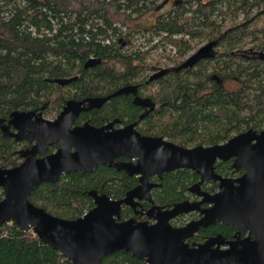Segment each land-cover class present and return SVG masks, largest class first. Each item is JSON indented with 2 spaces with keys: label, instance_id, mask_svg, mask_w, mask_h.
Masks as SVG:
<instances>
[{
  "label": "trees",
  "instance_id": "1",
  "mask_svg": "<svg viewBox=\"0 0 264 264\" xmlns=\"http://www.w3.org/2000/svg\"><path fill=\"white\" fill-rule=\"evenodd\" d=\"M170 1L7 0L9 13L0 16V114L37 108L56 116L70 99L107 96L134 85L138 95L155 104L139 122L143 134L192 146L218 144L249 127L264 129V0H173L171 9L162 11ZM153 10L161 13L152 31L217 42V55L187 69L184 60H177L165 75L149 81L144 51L132 45L134 32L127 25L138 31L139 20ZM176 43L183 54L192 47L183 38ZM250 47L256 52L243 54ZM214 73L240 86L226 91L212 80ZM133 98L112 97L81 119L96 125L115 118L136 121L143 109ZM15 149V141L0 130V167L19 162ZM222 171L232 173V168ZM120 173L109 165L73 171L56 183L41 184L29 199L56 216L77 219L95 205L91 190L122 199L137 183ZM196 177L190 169L166 174L153 193L156 201L171 206L182 200ZM129 213L126 209L123 217ZM143 263L130 252L116 251L101 264ZM0 264L74 263L13 221L0 226Z\"/></svg>",
  "mask_w": 264,
  "mask_h": 264
},
{
  "label": "water",
  "instance_id": "2",
  "mask_svg": "<svg viewBox=\"0 0 264 264\" xmlns=\"http://www.w3.org/2000/svg\"><path fill=\"white\" fill-rule=\"evenodd\" d=\"M264 55V54H263ZM213 56V47L205 45L190 56L183 67L194 66L202 59ZM96 62V61H94ZM92 65V61L86 67ZM168 72L163 68L150 76L155 80ZM135 94L134 103L147 107L140 116L143 119L153 103L137 96L138 87L124 86L107 96L70 99L55 120L45 119L36 111L13 112L10 124L18 132H9L17 140H37L38 144L24 154L25 161L12 168H0V187L4 197L0 200V226L16 222L26 231L33 230L41 240L61 252L74 264H101L105 256L124 250L145 260V264H264V130L249 129L225 143L198 145L187 148L165 140L163 137L146 136L137 129V122L116 129L120 119L96 127L86 123L70 129L82 111L102 107L112 97ZM59 144L57 151L46 154L49 143ZM40 153L43 156L37 157ZM127 156L132 161H120ZM236 157L234 167L245 173L237 178L215 173L217 159ZM133 159H137L134 162ZM99 165L126 170L130 175H140V184L128 191L122 199H113L106 193L93 189L89 195L95 206L77 219H65L35 205L29 197L42 183H56L62 174L72 171L92 172ZM190 168L201 174L204 180L220 182V191L214 195L200 193V202L183 201L163 210L154 205L148 213L158 219L155 224L121 220L124 205L135 207L138 200L153 202L151 189L155 184L148 181L153 174L176 169ZM203 202L213 205L203 211L199 221L175 228L170 220L180 214L200 209ZM217 220L237 224L241 232L249 236L229 241L228 250L214 249L219 243L211 239L191 247L186 239L200 226Z\"/></svg>",
  "mask_w": 264,
  "mask_h": 264
},
{
  "label": "flooded vegetation",
  "instance_id": "3",
  "mask_svg": "<svg viewBox=\"0 0 264 264\" xmlns=\"http://www.w3.org/2000/svg\"><path fill=\"white\" fill-rule=\"evenodd\" d=\"M0 2L3 5L0 8V16L2 14L9 13L8 10H7V8H6V4L8 5L9 2H7V0H1ZM13 2H14V0H13ZM19 2L21 3L22 0H17V3H19ZM205 45H211L213 47V56L211 58H214L217 55V52H218V43L217 42H207L206 44L202 45L200 48H202ZM199 49H197L195 51V53ZM255 52L256 51H253L251 49V47H250V48L246 49V53H243V54H245V55H252V53H255ZM262 53L264 54V52H262ZM263 57H264V55H263ZM188 58H186L184 60V62ZM207 59H209V58H207ZM198 63H196V64H198ZM194 66H192V67H194ZM173 67L174 66H172L170 68H173ZM182 67H183V65H182ZM192 67H188V68H192ZM166 69H168V71H169V67H167ZM185 69H187V68H185ZM212 80L215 81L216 84H218L220 87H222L226 91L235 90V89H237L240 86V83L236 79L222 77V76H220L217 73H214L212 75ZM231 84H236V87L235 88L234 87L233 88H230L231 87ZM130 94H132V93H130ZM137 96L142 97V96L138 95V93H137ZM133 97H134L133 98V102H134V99H135L136 95L133 94ZM142 98H146V99L150 100L151 103H153L150 98H147V97H142ZM76 100H78V99H76ZM80 100H82V99H80ZM153 106L155 108V104L154 103H153ZM140 107H142V109H143L142 114L146 111V109H148L147 107H143V106H140ZM93 109H99V108H93ZM93 109H91V110H93ZM91 110H88V111H91ZM152 110H154V109H152ZM152 110H150L148 112V114ZM16 111H19V112H23V111H25V112H28V111H36L37 114L38 113H41L42 116L45 119H47V120H55L58 117V115L61 113V111H60V113H58L56 116H48V115H45L43 111H41V110H39L37 108H35V109L34 108H30V109L14 108V109L10 110L9 112H7V114H0V130L2 131V134L5 137L12 138L15 141V148L16 149L14 150V152H16V155H17L18 160H19V162L17 164L5 166V167H0V168H12V167H15V166L20 165L23 161H25V158L26 157L24 156V154H28L29 155L30 151L35 147V145L38 144V141L37 140H33V141H31L29 139L17 140L16 137L13 136V135H5L4 134L3 127H6V126H9V128H10L9 129V132H11V133L18 132V129L15 127V125L14 124H10V120L12 119V114H13V112H16ZM88 111H82L79 114V116L74 120V122H73L72 126L70 127V129H73L75 127H81V126L85 125L86 123H90V124H92V125H94L96 127H100V126H103V125H106V124L110 123L111 121H113L115 119H120V118H115V119H113L111 121H108V122H105L103 124L96 125V124L91 123L88 120H82L81 119V116L85 112H88ZM140 116H139V119L138 120L132 121V122H128V123H124L120 119V121L115 124L114 128H116V129L124 128L128 124H131L133 122H137L136 129L141 134H143L138 129L139 122L142 120V119H140ZM249 129H254V130L258 131V132H261V131L264 130V129H256L254 127H249L247 129H244L242 131H239V132L235 133L232 137H234V136H236V135H238L240 133L246 132ZM143 135L152 136V135H147V134H143ZM155 137H163L167 141L173 142V143H175L177 145H180V146H184V145L179 144L176 140H173L169 136H155ZM232 137L226 139L225 141H222L221 143L227 142ZM221 143H218V144H221ZM200 145H203V144H200ZM195 146H198V145L184 146V147L193 148ZM205 146H209V145H205ZM58 148H59V144H57L56 142L49 143L48 146H47V150H46L47 152H46V154H51V153L57 151ZM36 156L39 158V157H42L43 155L40 154V153H38ZM119 160L120 161H125V162L132 161V159L129 158V157H127V156H121V157H119ZM133 160H134V162L137 161V159H133ZM235 160H236V157L235 156L230 157L227 160L217 159L216 162H215V164H214V166H215V173L220 174V175H222L224 177H230V178H237V177L241 176L242 174L245 173V170L243 168H240V169L236 170V168L234 167ZM227 166H229V167L232 168V171H231L232 173H225L224 171H222V169L223 170L224 169L226 170ZM110 167L114 168L119 173L121 172L120 174H123L124 173L128 177H131L133 179L136 178L137 183L133 187L128 188L127 189V192L130 191V190H132L133 188H135L136 186H138L140 184V175H130L124 169L119 170V169H117V168H115L113 166H110ZM185 169H190V168L176 169V170H172V171L163 172L161 176L159 174H157V173L156 174H153V175H150L148 177V181L150 183H152V184H155V186H153L152 189H151V195H152L153 202H151L149 200H145V199L144 200H138V199H136V201H139L140 203L137 204L135 207L130 206V205H124L123 208H122L121 220L135 219L137 222H145V223H148L150 225L151 224H155V223L158 222V219L150 218L148 216V213L151 211V209H152V207L154 205L161 206L163 210H167V209L172 208L176 203H179V202H183V201L200 202V201H202L204 199V196L201 195L200 193H208L209 195H214L215 193H217L218 191H220V182L218 180H215V179L208 180V179H206V180H204L203 183L199 184V182L201 180V174H199L197 170L190 169V170L194 171L197 174V177H196V179H194V181H192L191 183H189V185L187 186V188L185 190V196H184V198L182 200H180V201H177V202L173 203L171 206L158 203L156 201L153 193H154V191L156 189L162 187V180H163L164 176L166 174L170 173V172H176V171H181V170H185ZM80 172H82V171H80ZM64 174H69V173H64ZM64 174H62V175H64ZM212 205H213L212 203L203 202L199 206L200 209H196V210L191 211V212H188V213L180 214V215L172 218L170 220V223L175 228H181V227L186 226L188 223H191V222H194V221H199L204 216L203 211L206 210L207 208H210ZM126 209H130V213L127 216L123 217V214H124V212H125ZM249 234H250V231L249 230L244 231V232H241V228L237 224H232V223H228V222H224V221L217 220L215 222H212V223L207 224L206 226H200L195 232H193V234L189 238L186 239V242H188L191 247L198 248L200 246V244H204L205 242H207L208 240H211V239H216V241H218L219 243H215L212 246V248L219 249V250H228L230 248V244H228L229 241H235V240H238V239L246 238L247 236H249ZM119 251H124V250H119ZM143 261H144L143 264H145L146 261L145 260H143Z\"/></svg>",
  "mask_w": 264,
  "mask_h": 264
},
{
  "label": "rangeland",
  "instance_id": "4",
  "mask_svg": "<svg viewBox=\"0 0 264 264\" xmlns=\"http://www.w3.org/2000/svg\"><path fill=\"white\" fill-rule=\"evenodd\" d=\"M172 3H173V0L170 1L169 4L164 6L162 11L167 12L169 9H171ZM160 11L153 10L150 13H148L147 15H145L143 18H141L139 20L140 28H136V30H138V31H134L135 30L134 28H132L131 26L129 27L127 25V27L131 30V33L134 32L131 34L132 45L135 46L136 48L139 46H141L143 48L142 51H144L143 53L145 54V58H144L145 60L144 61H145L146 65L151 69L149 72L150 74L155 73L154 72L155 68L158 65L163 66L165 68L175 66L177 60H181V61L185 60L189 55L193 54L197 49L200 48V47H198L199 45L202 46V45L207 43L205 41L200 42V43H197L195 41V43L192 44L191 49L186 54H183L182 50H179V52H177V54L173 53L169 50H165L166 55H163L162 53H160L158 51L153 52L152 51L153 49L147 48V46L145 45V38H147L148 34L151 32L150 27L155 23L156 18L161 13ZM118 27H120V25H118ZM122 30L126 31L124 29H122ZM121 41L123 42V45H126V44H124L123 40H121ZM164 56L167 59L164 60ZM233 87L235 88L236 84H231L230 88H233Z\"/></svg>",
  "mask_w": 264,
  "mask_h": 264
},
{
  "label": "built area",
  "instance_id": "5",
  "mask_svg": "<svg viewBox=\"0 0 264 264\" xmlns=\"http://www.w3.org/2000/svg\"><path fill=\"white\" fill-rule=\"evenodd\" d=\"M123 29L126 30L125 27H123ZM182 38L191 41L192 44L195 43V41H193L192 37L189 36L188 34L175 33V34L171 35V34H168L167 32L155 33L154 31L151 30V32L148 34V37L145 38V45L147 46V48L153 49L152 50L153 52L158 51V52L162 53L163 55H166L165 50H169V51L177 54V52H179V47H178V44L176 43V41H178ZM107 42L110 43V40L108 39ZM198 47H201V45H199ZM139 48L141 50L143 49L141 46H139ZM193 54H191V55H193ZM191 55H189V56H191ZM165 59H167V58L164 56V60ZM163 68H165V67L158 65L155 68L154 72H157Z\"/></svg>",
  "mask_w": 264,
  "mask_h": 264
}]
</instances>
